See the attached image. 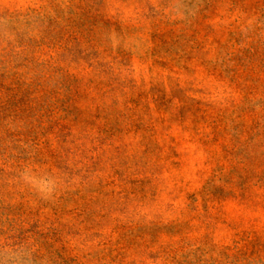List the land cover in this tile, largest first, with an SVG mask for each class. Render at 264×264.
Wrapping results in <instances>:
<instances>
[{
	"label": "rangeland",
	"instance_id": "obj_1",
	"mask_svg": "<svg viewBox=\"0 0 264 264\" xmlns=\"http://www.w3.org/2000/svg\"><path fill=\"white\" fill-rule=\"evenodd\" d=\"M0 264H264V0H0Z\"/></svg>",
	"mask_w": 264,
	"mask_h": 264
}]
</instances>
